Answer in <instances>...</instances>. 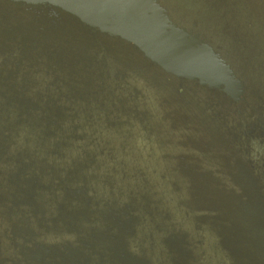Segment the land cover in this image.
<instances>
[{
	"label": "water",
	"instance_id": "obj_1",
	"mask_svg": "<svg viewBox=\"0 0 264 264\" xmlns=\"http://www.w3.org/2000/svg\"><path fill=\"white\" fill-rule=\"evenodd\" d=\"M0 264H264V0H0Z\"/></svg>",
	"mask_w": 264,
	"mask_h": 264
}]
</instances>
